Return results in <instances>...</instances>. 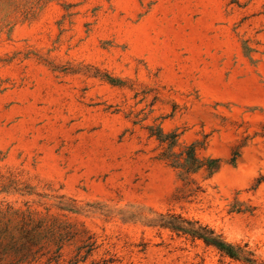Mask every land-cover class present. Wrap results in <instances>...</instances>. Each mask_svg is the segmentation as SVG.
I'll use <instances>...</instances> for the list:
<instances>
[{
  "label": "rangeland",
  "instance_id": "374dc122",
  "mask_svg": "<svg viewBox=\"0 0 264 264\" xmlns=\"http://www.w3.org/2000/svg\"><path fill=\"white\" fill-rule=\"evenodd\" d=\"M167 212L264 264V0H0V264H246Z\"/></svg>",
  "mask_w": 264,
  "mask_h": 264
},
{
  "label": "trees",
  "instance_id": "16d2710c",
  "mask_svg": "<svg viewBox=\"0 0 264 264\" xmlns=\"http://www.w3.org/2000/svg\"><path fill=\"white\" fill-rule=\"evenodd\" d=\"M167 135L168 134L165 135L162 129H160L157 137L161 142H167ZM169 136L172 137V140L162 151L161 157L166 159L172 167L178 170L179 176L183 180H188L191 173L200 169H205L209 175H212L217 169L219 160L213 157L200 158L196 153L197 144L195 142L188 145L186 149L181 152L173 151L172 148L176 144L177 135L171 134ZM235 160L236 155L232 158V162H235ZM154 224L163 228H168L177 236H185L192 240L200 239L205 245L214 247L220 255L243 261L246 264H262L258 262L254 251L249 248L247 242L242 245L233 244L227 241L222 233L217 232L208 224H203L199 219H189L180 213L167 212L161 214ZM85 246H89V250H86L85 254H82L81 251ZM96 247L94 241L80 246L76 257L68 264L85 262L88 256L91 255V251ZM110 262V259L104 258L98 261L92 260L89 264H109ZM56 264H59V259L56 261Z\"/></svg>",
  "mask_w": 264,
  "mask_h": 264
}]
</instances>
